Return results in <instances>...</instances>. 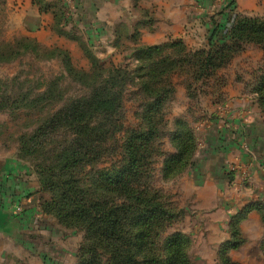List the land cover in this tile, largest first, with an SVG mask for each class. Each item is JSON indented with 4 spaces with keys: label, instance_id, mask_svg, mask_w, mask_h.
I'll list each match as a JSON object with an SVG mask.
<instances>
[{
    "label": "rangeland",
    "instance_id": "374dc122",
    "mask_svg": "<svg viewBox=\"0 0 264 264\" xmlns=\"http://www.w3.org/2000/svg\"><path fill=\"white\" fill-rule=\"evenodd\" d=\"M185 5L193 6L189 0ZM139 8L143 16L148 13ZM200 9H205L206 15L194 24L198 32L189 42L184 37L170 38L156 44L160 47L151 55L140 50L141 31L132 30L126 22H119L115 28L113 50L94 48L85 34L65 29L69 18L59 17L57 7L54 26L59 39L52 44L8 34L0 25V160L13 155L19 158L23 133L32 132L40 119L62 110L73 99L91 95L103 79L115 75L121 107L110 124L105 125L109 130L100 142L99 154L85 167V172L94 174L123 163L127 137L152 129L143 183L150 190H158L173 213L157 237L155 249L162 254L168 237L180 235L187 264H264V206L248 207L264 203V198L235 205L223 219L219 214L225 201L218 187L217 192L201 190L191 179L208 149L201 137L205 122L216 113L213 107L228 100L235 83L241 82L243 92L259 105L257 89L264 74V47L247 43L229 62L214 70L209 68V72H203L202 60L206 52H215L211 47L228 37L239 16L264 19V0H202ZM197 36L205 38L199 41ZM33 39L37 41L36 48ZM52 94L54 98H50ZM38 96L41 97L36 102ZM68 138V131H60L53 141L64 142ZM47 144L51 147L48 141ZM183 145L187 148L183 160L172 164ZM25 162L34 173L27 175L29 179H38L37 192L46 195L40 207L44 213L42 202L50 194L41 190L37 172L31 163ZM249 182L251 178L245 173L239 191L248 187ZM254 212L259 220L253 232L251 226L246 229L244 224ZM60 225V238H55L51 245L60 256L66 250L69 252L64 258L55 252L54 260L59 258L55 263L79 264L84 232Z\"/></svg>",
    "mask_w": 264,
    "mask_h": 264
},
{
    "label": "trees",
    "instance_id": "16d2710c",
    "mask_svg": "<svg viewBox=\"0 0 264 264\" xmlns=\"http://www.w3.org/2000/svg\"><path fill=\"white\" fill-rule=\"evenodd\" d=\"M60 2L63 3H55L59 17L64 14ZM227 36L218 46L211 47L215 52H206L203 72L223 66L247 43L264 47V19L239 16ZM33 41L36 48L37 41ZM29 42L32 45L30 38ZM159 47L143 45L140 50L151 55ZM118 82L115 75L109 76L91 95L75 98L62 110L40 119L32 132L20 137L19 159L31 163L41 190L50 194L42 202V211L65 227L84 232L79 264H187L180 235L168 237L162 254L155 249L157 237L173 213L161 200L160 192L143 183L152 129L127 137L123 163L94 174L85 172V167L99 154L100 142L109 130L105 125L110 124L121 107ZM257 92L263 110L264 74ZM40 97L35 98L36 102ZM60 131H68L70 139L54 142ZM181 148L172 164L183 160L187 148ZM263 204L257 202L248 207L260 209Z\"/></svg>",
    "mask_w": 264,
    "mask_h": 264
},
{
    "label": "crops",
    "instance_id": "0c3cea01",
    "mask_svg": "<svg viewBox=\"0 0 264 264\" xmlns=\"http://www.w3.org/2000/svg\"><path fill=\"white\" fill-rule=\"evenodd\" d=\"M58 1L0 0L3 32L33 37L45 44L56 42L59 37L54 11ZM138 1L60 2L64 6L63 16L69 18L65 29L85 34L96 49L113 50L111 43L119 22L141 31L140 45H156L177 37L189 42L198 32L194 24L206 15V10L200 9L202 0H189L193 4L189 8L185 5L188 0H140L136 6ZM139 7L148 13L143 16ZM197 38L202 41L205 37ZM235 84L223 105H210L216 113L205 122L201 136L208 149L191 174L196 188L217 192L218 187L225 201L219 214L223 219L235 205L264 198V114L254 99L243 92V84ZM245 173L251 182L239 191ZM30 174H34L30 166L14 155L0 160V264H56L69 252L66 250L60 256L51 245L55 238H60L62 226L52 215L41 212V199L46 195L37 192L38 179L31 181L27 176ZM257 220L259 215L254 212L244 228L251 226L254 232ZM55 252L59 256L57 261L53 257Z\"/></svg>",
    "mask_w": 264,
    "mask_h": 264
},
{
    "label": "built area",
    "instance_id": "2783aa9c",
    "mask_svg": "<svg viewBox=\"0 0 264 264\" xmlns=\"http://www.w3.org/2000/svg\"><path fill=\"white\" fill-rule=\"evenodd\" d=\"M65 1H69V0H65ZM18 210H20V209H18Z\"/></svg>",
    "mask_w": 264,
    "mask_h": 264
}]
</instances>
